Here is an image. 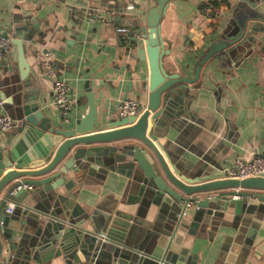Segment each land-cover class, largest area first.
<instances>
[{
	"label": "crops",
	"instance_id": "obj_1",
	"mask_svg": "<svg viewBox=\"0 0 264 264\" xmlns=\"http://www.w3.org/2000/svg\"><path fill=\"white\" fill-rule=\"evenodd\" d=\"M137 1L141 0H0V32L7 30L9 36L10 28L23 26L26 17H33L44 32V41L38 42L39 36L32 33L24 42L26 62L38 75V52L48 50L56 74L69 86L74 106L64 120L50 101V79L38 76L43 85L41 106L52 122L69 123L83 113L87 88L92 92L98 120L118 116L116 107L121 99L133 98L137 106H144L147 60L137 58L134 49L125 46L126 39L115 31L119 25L127 29L134 26L133 14L143 12L134 6ZM208 1L167 0L159 20L165 72L191 76L194 64L209 44L228 30L237 0H218L213 5ZM256 4L264 12V0ZM88 8L103 11L106 19L82 18L75 34L70 32V18ZM3 57L10 67L0 72V77L17 70L12 45ZM183 84L185 92L171 108L173 113L159 126V140L180 167L187 172H214L236 156L248 158L251 152L264 153V51L257 45L243 42L234 45L229 53L209 55L197 77ZM3 111L0 109V113ZM146 119L147 129L149 114ZM123 165H89L78 177L68 171L64 177L70 178L68 185L60 184L44 192V197L36 201L38 209H32L23 219L24 230L18 223L16 232L30 234L36 221L42 220L34 213L53 208L59 217L82 220L84 226L96 225L101 230L110 217L127 228V233L120 235L125 241L134 242L153 257L161 256L168 245V257L181 264H264V204L252 196L245 201L239 193H220L258 189L229 186L197 192L202 197L213 194L205 207L209 211L197 217L191 206L173 224L170 219H174V211L166 207L167 202L158 203V199L140 195L142 185L128 175L129 169ZM9 202L12 201L6 205ZM117 210L131 214L138 222L114 215ZM13 215L23 218L18 209ZM12 223L10 220L8 224ZM47 252L44 245L37 246L27 264L72 263ZM108 254L101 252L99 262L78 264H129L121 257L107 263Z\"/></svg>",
	"mask_w": 264,
	"mask_h": 264
},
{
	"label": "water",
	"instance_id": "obj_2",
	"mask_svg": "<svg viewBox=\"0 0 264 264\" xmlns=\"http://www.w3.org/2000/svg\"><path fill=\"white\" fill-rule=\"evenodd\" d=\"M166 2L141 0L134 3L143 12L133 14L134 26L120 36L126 39L125 46L134 49L137 58L147 60V99L143 107L138 106L137 113L107 120L96 119L92 92L87 88L83 113L77 114L69 123L52 122L41 106L43 85L38 76H46L41 73V65H38L37 75L23 54L24 42L32 33H36L38 42L43 43L44 32L39 30L33 17H26L23 26L10 28L17 70L0 77V109L11 118L9 127L0 130V264H27L39 245H44L51 256L59 255L65 262L71 260V264L99 262L101 252L109 253L107 263L121 257L129 264H181L168 257L165 252L168 245L161 256L153 257L134 242L125 241L120 235H125L127 228L114 223L110 217L101 230L96 225L84 226L82 220L59 217L53 208H48L37 210V214L33 212L35 218L39 215L42 220L36 221L33 230L28 231L30 234L16 232L18 223L24 230L23 219L37 208L36 201L44 197V192L53 191L60 184L67 186L70 178L64 177L68 171L78 177L89 165L111 167L122 162L129 169L128 175L142 185L140 195H149L154 201L158 199V203L160 200L167 202L166 207L174 211V219H170L173 224L178 222L177 212L187 199H197V217L200 212L209 211L205 208L209 199L195 194L200 191L229 186L255 188L257 192L226 190L220 193H239L245 201L252 196L264 204L263 176L223 177L221 166L214 172H187L172 159L159 140L160 121L173 113L171 108L185 92L183 83L197 77L200 65L209 55L229 53L234 45L243 42L257 45L258 50L264 51V12L256 8L257 0H237L228 30L209 44L194 64L192 75L185 76L165 72L161 62L165 50L159 20ZM82 18L88 19L84 9L70 18L73 25L67 29L75 34V27H79ZM56 29L64 30L60 26ZM0 33L6 35L7 30ZM65 42L72 43L71 40ZM0 65L1 73L10 67L3 56ZM148 114L151 122L146 129ZM8 200L13 202L10 212L5 210ZM21 201L25 203L20 204ZM28 201L32 204H27ZM15 209L23 213L22 219L13 215ZM114 215L138 222L131 214L119 210ZM10 220L14 223L8 224Z\"/></svg>",
	"mask_w": 264,
	"mask_h": 264
},
{
	"label": "built area",
	"instance_id": "obj_3",
	"mask_svg": "<svg viewBox=\"0 0 264 264\" xmlns=\"http://www.w3.org/2000/svg\"><path fill=\"white\" fill-rule=\"evenodd\" d=\"M103 12V11H102ZM102 12H93L91 10L85 11L88 19L105 20L106 16ZM115 31L122 35L127 31L126 26H116ZM9 36L0 33V57L3 53L10 48ZM50 54L46 49L39 50L38 60L41 65V73L50 79V101L57 108L58 115L62 119L67 118V112L74 106L73 99L70 96V89L68 84L63 78H60L50 62ZM117 112L119 115L136 113L138 110L137 102L133 98L121 99L117 103ZM11 118L8 114L0 113V130L9 127ZM221 175L223 177L242 178L247 176H263L264 177V153L251 152L248 158H242L239 156L234 157L226 165L220 168ZM213 196L212 193H207L206 197ZM197 199H187L183 201L180 209L177 212V216H181L186 213L191 206L196 207ZM13 207V202H9L5 206V210L10 212Z\"/></svg>",
	"mask_w": 264,
	"mask_h": 264
},
{
	"label": "trees",
	"instance_id": "obj_4",
	"mask_svg": "<svg viewBox=\"0 0 264 264\" xmlns=\"http://www.w3.org/2000/svg\"><path fill=\"white\" fill-rule=\"evenodd\" d=\"M217 2H218V0H209V1H208V3H210V4H212V5H213V4H216Z\"/></svg>",
	"mask_w": 264,
	"mask_h": 264
}]
</instances>
